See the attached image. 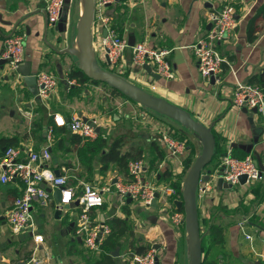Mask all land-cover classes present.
<instances>
[{"label": "crops", "instance_id": "1", "mask_svg": "<svg viewBox=\"0 0 264 264\" xmlns=\"http://www.w3.org/2000/svg\"><path fill=\"white\" fill-rule=\"evenodd\" d=\"M45 4V0H0V61L3 60L1 56L5 41L13 35L23 36L25 59L21 64L20 74L21 71L31 70L33 75L46 72L54 74L58 79L57 90L52 98L42 101L37 99L35 88L31 90L25 85L19 72L17 75L10 71L8 64L2 69L0 64V138H12L16 141L13 147L20 149L21 161H27L31 151L40 152L46 147L49 148L52 156L49 167L54 172L60 171L61 176H66L69 185L77 192H80L85 184L105 190L104 205L92 209L89 215L95 224L108 225L111 232L100 250L87 249L83 238L76 234L82 222V208L76 201L69 206L57 205L54 191H51L50 201L33 205L34 232L14 234L6 221V214L22 196L24 185L18 178L7 184L0 180V264H35L30 262L33 257L39 262L37 264H132L134 255H142L151 247L157 250L160 264L184 263L189 258L186 227L180 230L174 228L169 220L172 210L163 208L165 211H155L159 208L158 203L156 208H153L152 205L147 207L132 200L128 202V198L122 200L112 186L118 178L127 181L128 174L116 171L113 166L108 171H103L99 157L96 158L93 172L87 173L86 169L80 166L75 152L65 153L59 150L57 142L65 136L62 134V128L56 127L54 116L60 115L71 121L82 114L88 119L98 117L104 122H111L112 132L103 133L101 126L96 139L102 138L112 142L120 138L124 142V152L134 147L141 149L143 155L138 159L144 161L145 176L155 186L167 184L174 187L173 184L180 181L182 187L191 166L202 153L199 140L179 123L171 120L176 124L173 126L149 114L145 121L148 135H141L145 140L144 145L132 143L128 146L125 143L126 135L119 133V113L109 116L91 115L89 108L82 106L84 104L74 110L63 109L72 107L75 100L80 101L91 94L87 86H97L92 83L81 85L77 80H70L69 74L78 67L77 59L67 54L59 55L48 45L51 42L59 52L75 46L81 9L71 8L68 18L65 20V16H62L58 24L51 28L47 24ZM227 5L237 10V28L232 35L217 44V50L224 62L218 74L219 82L212 83L200 74L198 61L191 46L207 36L211 11ZM106 12L111 18L112 27L128 43L129 39H132L135 45L145 43L158 51L169 52L166 60L175 73L173 80L161 76L156 79L146 70L142 73L136 69L131 71L129 68L122 72L124 77L120 76H128L131 83L140 88L146 84L151 87L153 82L157 86L156 90L151 88V91L156 93L155 96L188 111L198 122L212 128L216 139V155L203 173L209 171L212 174V171L219 169L223 157L228 154L237 159L248 156L255 159V154H259L264 166V118L249 109L244 112L245 108L238 109L233 103L235 84H255L256 79L262 81L260 86L264 83V0H119L109 6ZM94 32L95 40L97 37H104L106 29ZM131 58L132 50L127 49L119 65L127 67ZM99 62H102V67L106 70L117 72V69H111L101 58ZM63 87H66V92ZM110 92L111 100L127 99L114 97L112 90ZM126 101L138 106L131 105L132 111H136V108L139 112L149 110L129 99ZM56 106L60 108L56 109ZM9 111H12L10 115ZM41 111H46L47 114L43 115ZM51 111H55V114ZM51 127L52 142L49 140ZM165 127L172 129L174 136L177 133L188 138L191 146L187 145V152L182 159L171 156L162 142L159 130ZM68 131L73 134L69 128ZM175 138L186 142L182 138ZM6 150L3 149L0 153H5ZM159 150L164 154L161 159ZM69 154L74 155L73 160L61 161L60 165L54 161L57 155H68L66 157L69 158ZM189 156L192 163L190 168L186 169L185 161ZM1 174L0 168V177ZM165 174L168 176L164 177ZM215 186L213 184L212 193L197 198V206L202 235L211 225H217L223 230L224 244L215 247L216 252L221 253V261L218 264H264V177L262 181L251 185H232L233 189L230 190H219L217 185ZM108 188L109 191L106 190ZM170 200L174 202L180 199ZM51 206L57 218L62 212L67 216L66 224L60 229L57 223H47V234H36V224L39 225L36 213H40L42 207ZM173 210H177L175 205ZM69 211L74 213L71 217ZM117 221L124 224L121 225ZM119 228H126V233L110 259L103 246ZM22 234L32 238V246L25 244L26 239L12 237ZM33 234L42 235L44 242L37 244ZM247 236H250L251 240H248ZM138 246H144L146 249L137 253ZM116 251L119 253L117 257L114 256ZM125 256L129 257L130 261H124Z\"/></svg>", "mask_w": 264, "mask_h": 264}, {"label": "built area", "instance_id": "2", "mask_svg": "<svg viewBox=\"0 0 264 264\" xmlns=\"http://www.w3.org/2000/svg\"><path fill=\"white\" fill-rule=\"evenodd\" d=\"M119 0H95V17L93 25V45L98 54L101 50L104 55H99L102 61L109 60L111 69L116 68L114 74L122 75V72L129 70H138L145 73L144 65H149L152 71L162 78L175 79V73L170 63L166 60L169 52L158 51L149 47L145 43H140L129 46L127 40L119 36L115 28L112 27L111 18L107 15V8L116 4ZM45 13L47 15L48 27L54 28L61 19L65 0H45ZM237 10L235 7L227 5L219 10L211 11L209 14V24L212 26L206 37L200 39L196 44L191 46L198 61V69L203 78L211 80L215 78L218 83V74L221 71V66L224 62L217 50V44L225 40L229 35H232L237 28ZM107 30V36L100 39L101 46L95 45L94 34L96 31ZM132 50V58L127 67L120 66L119 62L124 59L125 51ZM2 59L8 62L10 71L15 70L24 62L25 46L24 37L13 35L5 41V47L1 56ZM98 59V61H99ZM121 73V74H120ZM153 81V77H150ZM58 79L54 74L41 72L36 75L37 99L48 100L52 98L57 90ZM152 90H156L157 86L151 83ZM233 103L238 109H256L257 114L264 118V90L262 86L249 83H237L233 86ZM100 118H92L87 122L79 117H75L71 121H67L63 116L55 115L54 121L56 127H68L73 134L79 135L85 139H96L98 137L97 128ZM62 121V123L60 122ZM162 142L165 144L171 156L181 158L186 154V142L175 138L173 132L167 127L161 128ZM49 140H53V127H51ZM21 151L14 147L8 148L4 155L0 158V168L2 174L0 180L3 184H7L16 178L20 179L24 185V192L19 197L12 209L6 214V221L10 230L14 234L26 232H34V216L33 205L38 202H48L51 200V191L60 189L61 193L70 190L72 193L69 204H63L62 200L59 206H69L73 202H78L83 210L81 216V224L78 227L76 234L83 238L85 246L90 251L100 250L106 237L111 230L108 225L94 223L90 218V211L95 208H100L104 205V191L93 185L85 184L80 192H77L74 187L69 185L66 176H57L56 173L49 167L52 156L49 148H44L40 152L31 151L27 161L20 160ZM183 165L181 161V166ZM48 171L51 173V178H45L43 173ZM145 163L141 159L133 160L128 165V179L124 181L122 178L116 179L113 183V188L116 194L126 200L129 195L132 201L140 202L141 204L150 207L156 194H159V199H174L178 195L176 188L165 185L155 186L145 176ZM207 174L203 173L197 189V198H202L213 192V184L219 178H223L225 182L232 185L239 184L241 176H247L245 185H251L254 182L262 181L264 173L256 165L255 159L248 156L245 159H237L228 154L223 157L220 170L217 171V176L208 174L209 181H205L203 177ZM187 176V175H186ZM63 180L62 183L57 181ZM113 181V180H112ZM182 183V189H183ZM45 185V187H43ZM216 187V186H215ZM50 189V192H49ZM107 191L110 188L106 189ZM98 198L100 203L90 204V201ZM174 202L168 204L167 210H172L169 220L175 229L180 230L185 227V213L173 210ZM34 235V234H33ZM251 240L250 236H247ZM34 240L37 244L44 242L42 235H34ZM34 258V257H33ZM31 259V263H39L36 259ZM157 250L151 247L142 255H134L132 264H156Z\"/></svg>", "mask_w": 264, "mask_h": 264}, {"label": "water", "instance_id": "3", "mask_svg": "<svg viewBox=\"0 0 264 264\" xmlns=\"http://www.w3.org/2000/svg\"><path fill=\"white\" fill-rule=\"evenodd\" d=\"M81 2V16L77 25V36H76V44L74 47L66 49L62 52L57 51L54 45L49 42V47L54 50L59 55H70L75 57L78 62L79 69L92 81L99 82L101 84H106L113 90H117L127 98L132 101L138 103L146 109H149L161 116H164L172 121L179 123L184 128L191 131L195 137L199 140L202 146V153L197 157L194 164L191 166L187 176L184 180L183 189H182V200L174 201V205L177 210H184L185 212V227L187 233V248L189 255V264H202L203 262V252H202V243H201V225L198 214V206H197V189L201 179L203 172L206 168L211 164L213 157L215 155L216 148V139L214 134L212 133V128L203 125L194 119L191 114L166 101L165 99L159 98L139 86L129 82L127 79L114 74L105 68H103L97 58V54L93 45V25H94V17H95V0H80ZM70 4V0H65V7L63 9L62 16H65L66 9ZM61 16V18H62ZM48 24V22H47ZM211 25L208 26V29H211ZM29 32V30H28ZM105 36H107V30L105 32ZM46 42L47 41V36ZM135 42L132 39H129V46L133 47ZM107 63L109 64L108 58H106ZM2 69L8 62L6 60L0 61ZM29 67V66H27ZM144 69L156 79H159L156 73H154L149 65H144ZM21 70V65L15 70V74L18 75V72ZM19 75L22 77L23 82L27 87L31 90L36 89V75L31 73V70L25 72H19ZM212 83H215V78L211 79ZM262 88L264 90V83L262 84ZM244 112H247V109H244ZM252 112L257 113L256 109H253ZM79 117L87 122L89 119L83 117L82 114ZM97 132H100V128L96 129ZM255 163L264 173V166L262 163V159L259 154H255ZM57 176H61L60 171L55 172ZM211 172H207V174L203 177L205 181H209ZM116 181H114L115 183ZM247 182V176H241L239 178V183L241 185H245ZM217 189H233V186L229 182H225L223 178H219L217 180ZM45 187V185H43ZM55 202L57 205L61 203L62 195L61 190L56 189L53 193ZM128 202H131V198L129 195ZM159 198V194L155 195V198L152 202V207L156 208L157 199ZM77 204H79L77 202ZM118 251L114 253V256H118ZM24 264V263H22ZM156 264H160L159 258L156 259Z\"/></svg>", "mask_w": 264, "mask_h": 264}, {"label": "trees", "instance_id": "4", "mask_svg": "<svg viewBox=\"0 0 264 264\" xmlns=\"http://www.w3.org/2000/svg\"><path fill=\"white\" fill-rule=\"evenodd\" d=\"M119 34V33H118ZM251 40L252 37H251ZM70 80H77L79 84L85 85L87 83H92L96 86L101 83L92 81L88 78L80 69L77 67L73 72L69 74ZM256 82V83H255ZM254 83L261 85L262 81L256 79ZM105 87L110 88L108 85L103 84ZM111 89V88H110ZM112 90V95L125 97L122 93L117 90ZM129 99V98H127ZM131 100V99H129ZM132 101V100H131ZM134 102V101H133ZM146 109V108H145ZM62 134L64 137L62 140L57 142L59 150L68 152H75L79 164L81 167H84L87 173L91 174L94 170L96 158L99 157V162L101 164L103 171H108V169L113 166L118 172L128 174V165L129 162L133 159L141 158L143 155V151L138 148H132L129 151L124 152V142L122 139L118 138L112 142L104 140L102 138L96 140L85 139L79 135L71 134L68 131V128H62ZM213 133V132H212ZM16 141L12 138H0V152L4 149H8L13 147ZM68 143V145H67ZM191 146V144H187ZM4 155V153H0V158ZM216 155V148H215ZM214 155V157H215ZM164 154L159 150V158H163ZM246 158V157H245ZM244 158V159H245ZM192 160L191 157H187L185 161L186 169H189L191 166ZM167 174L164 175L166 177ZM168 176V175H167ZM173 186L177 189L178 195L175 199L182 200V187L180 181H177L173 184ZM183 213L184 210H181ZM200 220V219H199ZM117 223L124 224V222L117 221ZM201 225V224H200ZM126 228H119V230L113 233L105 242L103 249H105L108 253V258L112 259V254L116 250L119 245L120 239L125 235ZM201 243H202V252H203V262L202 264H218L221 261V253L216 252L215 247L224 244L223 239V230L221 227L217 225H211L208 228V231L201 235ZM146 248L144 246L136 247L137 253H142Z\"/></svg>", "mask_w": 264, "mask_h": 264}, {"label": "rangeland", "instance_id": "5", "mask_svg": "<svg viewBox=\"0 0 264 264\" xmlns=\"http://www.w3.org/2000/svg\"><path fill=\"white\" fill-rule=\"evenodd\" d=\"M71 8L72 9L75 8L76 10L81 9V11H82L80 0H70V4L68 5V8L65 10L66 11L65 20L70 15ZM100 39H101L100 37L95 38L97 45L100 44L99 47L101 46ZM99 55H104V51L101 50L97 54V56H99ZM99 63L101 66L103 65L102 62H99ZM114 69L116 70V68H114ZM122 76L124 77L123 74H122ZM125 78L129 79L128 76H126ZM128 81L131 82L130 79ZM87 88L90 90L91 94H88L87 97L82 98V100H80V101L75 100L72 107L71 106L67 107V108L64 107L63 109L74 110L78 106L84 104L82 106L89 108V110H90L89 114H91V115H97V116L108 115L109 116V115H115L116 113H119L121 116V119H120V122L118 125L119 126L118 127L119 133H124L126 135V142L125 143L128 146H130V144H132V143H135L138 146L144 145L145 140L141 138V135L142 136L145 134L148 135V133H147L148 130H146L145 121H147L146 118H149V114L155 115L156 117H159L160 120L167 122V123H171V125H173V126L176 125V124H174L175 122H172L170 119H168L164 116H161V115H159L153 111H150V110H147L148 112L147 111H143V112L140 111L139 112V110L136 108V111H132L133 108H130L131 105H134L135 107H138V106L135 103L131 104L132 102L126 103L127 99L116 98V99L111 100V97H110V94H111L110 91L111 90L102 86V85L97 86V87L87 86ZM142 88L147 92L153 93L154 95L156 94V93L151 91V87L149 86V84H146V86H144ZM63 89H64V92H66V87H63ZM74 98L79 99L78 97H74ZM108 99H110V100L107 101ZM59 108L60 107L56 106V109H59ZM11 112L12 111H9V115L11 114ZM41 112L43 115L47 114L46 111H41ZM63 112H66V114L69 113L68 111H63ZM51 113L55 114V111H51ZM98 120H99V125H101L104 129L103 133L107 134V133L112 132L113 126L111 125V122H109V123L104 122L103 120H101V118ZM106 129H108V131H106ZM160 130L163 131V129H160ZM171 131L174 132L172 129H171ZM175 137L182 138L183 140H185L187 142V144L189 143L188 138L187 137L185 138V136L184 137L181 136V134L178 135L177 133H175ZM66 156H68V155H65L64 157H62L61 155H57V156H55L54 161L56 162L57 165H60L62 163L61 161L73 160V157H74L73 154L70 155L69 158H67ZM218 170H220V168L212 171V174L215 177L217 176L216 174H217ZM243 190H244V188H243ZM215 195H217V193H215ZM170 203H171L170 199H163V198L159 199V201H158L159 208L156 209L155 211H161V210L165 211V209H168V204H170ZM163 208H165V209H163ZM53 213H54V210L52 209V206L49 208L42 207L40 213H39V211L36 213V214H38L37 223H39V225L36 224V230H35L36 234H38V233L47 234L45 227H46L47 223H51V222L57 223L58 228L62 229V226L64 224H66V222H67V218H66L67 216L63 215V212H62V214L57 218L56 212H55V214H53ZM72 214H74V213L71 211L69 214L70 217L72 216ZM12 237L16 238V239H26L24 241L25 244L28 246H32V243H31L32 238H30L26 234H22V235H19L17 237L16 236H12ZM17 241L20 242V240H17ZM126 260L130 261L129 257L125 256L124 261H126ZM182 264H189V258H188V260H185L184 263H182Z\"/></svg>", "mask_w": 264, "mask_h": 264}, {"label": "clouds", "instance_id": "6", "mask_svg": "<svg viewBox=\"0 0 264 264\" xmlns=\"http://www.w3.org/2000/svg\"><path fill=\"white\" fill-rule=\"evenodd\" d=\"M60 122L62 123V121H60ZM43 175H44L45 178H51V173L48 172V171H45V172L43 173ZM57 182H58V183H62L63 180H59V181H57ZM61 195H62V203H63V204H69L70 201H71V196H72L71 191H70V190L63 191V192L61 193ZM93 203L98 204V203H100V200H99L98 198L93 199V200L90 201V204H93Z\"/></svg>", "mask_w": 264, "mask_h": 264}]
</instances>
